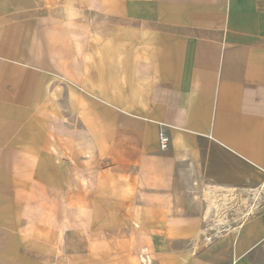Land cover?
<instances>
[{
	"label": "crops",
	"instance_id": "obj_1",
	"mask_svg": "<svg viewBox=\"0 0 264 264\" xmlns=\"http://www.w3.org/2000/svg\"><path fill=\"white\" fill-rule=\"evenodd\" d=\"M263 172L264 0H0V264H264Z\"/></svg>",
	"mask_w": 264,
	"mask_h": 264
},
{
	"label": "built area",
	"instance_id": "obj_2",
	"mask_svg": "<svg viewBox=\"0 0 264 264\" xmlns=\"http://www.w3.org/2000/svg\"><path fill=\"white\" fill-rule=\"evenodd\" d=\"M159 141L160 147L162 150H166L169 147L170 137L165 129H162L159 133ZM264 174V172H263ZM226 192H232L234 194V201L229 202L224 208L221 210L220 218H224V221L221 223H217L215 216H217V210L211 209L210 213H208L207 221L214 224L216 227H212L214 233H223L229 230L231 227H237L242 220L246 219L248 216L252 214V207H255L256 210L264 208V176L263 179L253 188H250L247 191H240L236 188L225 189L220 188ZM219 188H212L208 190L211 193H219L222 192ZM243 196L245 198H243ZM208 202V201H207ZM235 208H241V210H237L236 214H232L231 212L235 211ZM232 214V215H231ZM219 215V214H218ZM213 216V217H210ZM236 218H235V217ZM215 235V234H214ZM214 235H210L207 240H211ZM141 262L143 264H151L150 257L148 256L146 251H142V254L139 256Z\"/></svg>",
	"mask_w": 264,
	"mask_h": 264
},
{
	"label": "bare ground",
	"instance_id": "obj_3",
	"mask_svg": "<svg viewBox=\"0 0 264 264\" xmlns=\"http://www.w3.org/2000/svg\"><path fill=\"white\" fill-rule=\"evenodd\" d=\"M222 194V195H221ZM221 195V196H220ZM216 196H220V199H217L218 202L213 204V198ZM206 197L208 198V204L210 203V199H211V203L208 206H211L212 204V209H216L217 212H220L221 209L224 208V206H226L229 202L234 201L235 197L234 194L232 192H219V193H211L209 191L206 192ZM256 208L252 207L251 211L253 212Z\"/></svg>",
	"mask_w": 264,
	"mask_h": 264
},
{
	"label": "rangeland",
	"instance_id": "obj_4",
	"mask_svg": "<svg viewBox=\"0 0 264 264\" xmlns=\"http://www.w3.org/2000/svg\"><path fill=\"white\" fill-rule=\"evenodd\" d=\"M221 195H222V194H221ZM221 195H220V196H221ZM220 196H218V197H216V196L214 197V196H213V197H214V198H213V199H214V200H213V204H215V203L218 202L217 199H220ZM243 198H245V197L243 196ZM209 201H210V203H211V199H210ZM210 203H209V205H210ZM213 204H212V205H213ZM212 205L209 206V210L212 209ZM236 209H237V210H241V208H235V211H233V212H231V213H232V214H236V211H237ZM221 210H222V209H221ZM220 212H221V211H220ZM220 212H217V216H215L216 221H218L217 223H221V222L224 221V218H222V217L220 218V215H221ZM218 214H219V215H218ZM232 214H231V215H232ZM236 215H237V214H236ZM237 216H238V215H237ZM237 216H236V217H237ZM210 217H213V216H210ZM234 217H235V216H234ZM236 217H235V218H236ZM211 226H212V227H216L214 224H212ZM212 232H213V230H212Z\"/></svg>",
	"mask_w": 264,
	"mask_h": 264
}]
</instances>
